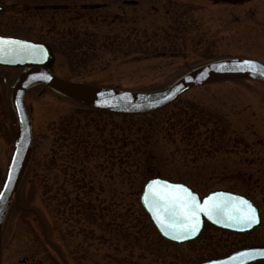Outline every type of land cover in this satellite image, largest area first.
<instances>
[{"label": "rangeland", "instance_id": "374dc122", "mask_svg": "<svg viewBox=\"0 0 264 264\" xmlns=\"http://www.w3.org/2000/svg\"><path fill=\"white\" fill-rule=\"evenodd\" d=\"M0 5L8 9L0 14V35L52 44L54 74L73 82L159 94L223 59L264 64V0ZM26 107L34 133L32 171L5 215L2 264L26 258V264H200L245 245L264 246V83L199 87L162 110L132 118L88 112L45 86L28 92ZM65 129L92 133L75 156L76 139ZM126 134L141 148L130 180L120 161ZM9 138L0 135V190L13 151ZM154 177L187 183L202 195L217 189L247 195L260 208L262 226L249 235L250 243L243 240L249 236L219 241L215 230L183 245L163 241L150 219L145 226L140 220L139 193Z\"/></svg>", "mask_w": 264, "mask_h": 264}, {"label": "water", "instance_id": "95a60500", "mask_svg": "<svg viewBox=\"0 0 264 264\" xmlns=\"http://www.w3.org/2000/svg\"><path fill=\"white\" fill-rule=\"evenodd\" d=\"M91 8L95 9L98 8V6H92ZM2 11H4V8L0 6V12ZM0 37L5 40H16L3 36ZM24 42L43 46V48L46 49V54L41 57L39 55H14L6 52L5 55L0 58L1 66L21 68L24 70L15 87L13 100L18 124L16 141L7 169L5 182L0 190V195L3 196V200H0V264H2V230L5 215L17 193V190L19 189L33 152V125L25 102L26 94L30 89L43 85L67 99L91 108L114 112L117 114L138 116L148 115L162 110L173 104L188 91L199 87L239 80L260 81L264 83V75L259 74V69L264 67V64L250 59L233 58L220 60L194 69L182 76L167 90L159 94L108 89L80 82L67 81L55 76L53 74L55 55L52 52L51 47L42 43H35L31 41ZM245 61H254L255 65H246L244 63ZM45 77L49 78L45 79ZM154 180L167 181L170 184H182L194 192L201 203L216 193L231 194L234 197H245L226 190L211 191L208 195L202 197L194 189L184 183L174 182L161 177L149 179L146 182L141 195V204L157 232L162 236V238L169 242L182 245L197 240L201 236L206 222L221 229L237 233L251 232L261 226L260 211L253 205L257 209L260 222L252 227H229L223 223L218 224L215 220L209 219L206 215H202L201 227L199 233L195 237L188 238L183 241L174 240L164 234L160 224L157 222L152 211H150L148 204L145 202L144 197L147 193V186ZM245 252L249 253V255L246 258H243V264H254L264 261V256L260 255L261 252H264V247H252L236 252L228 257L201 264H217V262H220V264H241L242 258L238 254ZM233 257H236L235 261L232 260Z\"/></svg>", "mask_w": 264, "mask_h": 264}, {"label": "snow or ice", "instance_id": "6c2138e0", "mask_svg": "<svg viewBox=\"0 0 264 264\" xmlns=\"http://www.w3.org/2000/svg\"><path fill=\"white\" fill-rule=\"evenodd\" d=\"M23 54L43 57L46 49L41 45H34L24 41L5 40L0 37V58L5 53ZM246 65H255L254 61H245ZM264 75V67L259 69ZM49 77H45L48 79ZM150 211L166 236L174 240L183 241L195 237L201 227V216L206 215L218 224L229 227L249 228L260 222L257 209L243 197L226 193H216L208 197L203 203L197 195L182 184H170L167 181L154 180L147 186L144 197ZM0 200L3 196L0 195ZM241 264L249 253H239ZM264 256V252L260 253ZM233 261L236 257L232 258ZM220 264V262H217Z\"/></svg>", "mask_w": 264, "mask_h": 264}, {"label": "flooded vegetation", "instance_id": "af4514ba", "mask_svg": "<svg viewBox=\"0 0 264 264\" xmlns=\"http://www.w3.org/2000/svg\"><path fill=\"white\" fill-rule=\"evenodd\" d=\"M1 6L4 7V11L0 12V14L2 15V14H5L8 9H7V7H5L3 5H1ZM84 8H85V6H84ZM100 8H102L101 5H99L98 8H95V9H100ZM61 9L67 11L68 8L67 7H62V8H59V9L55 8L54 10H61ZM90 9H91V7H90ZM95 9H92V10H95ZM36 10L39 11V9H37V8H36ZM16 72H19V74L16 75ZM23 72H24L23 69L7 67V66H1L0 65V135L3 136V139H7L10 136L12 137L11 139L10 138L8 139V143L7 144H10V142L13 141V149H14L16 135H17V133L15 135V129L17 127V117H16V112H15L13 100H14V93H15L16 84H17V82H18V80H19V78H20V76L22 75ZM25 100H26V97H25ZM12 153H13V151H12ZM185 184H187V183H185ZM187 185L190 186L191 188L195 189L191 185H189V184H187ZM195 191L198 192L196 189H195ZM226 191H230V192H233V193H236V194L244 196L254 206H256L259 209V211H260V208L256 205V203L253 201V199H251L247 195H244V194H241V193H237V192H234V191H231V190H226ZM209 192H211V191H209ZM209 192H207L205 195H202L200 192H198V193L201 196H206V195H208ZM260 215H261V226H262L263 219H262L261 211H260ZM259 228H257V229H259ZM257 229H255V230H253L251 232L237 233V232H232V231H229V230L221 229L219 227H216V226L206 222L205 223V228H204V230H203V232H202L200 237H202L203 234H205V232H208L210 230H215V231H218V233H220L219 234L220 237L218 238V240L219 241H223L227 235H231L234 239H236L239 236H249L252 233H254ZM243 240H244V243L253 242L252 241V236H249L248 238H244ZM233 244L234 245H238L239 244L238 240H237V242L234 241ZM245 246H247V247H243V248L238 249V250H236L234 252H231V253H229L227 255H224V256L216 258V259H211V260H208V261L221 259V258L229 256V255H231V254H233L235 252H238V251H241V250H244V249H247V248H251V247L262 246V245H245ZM33 257H35V255ZM22 261H23V264H26L27 261H28V258H26V259H24ZM205 262H207V261H205ZM255 264H257V263H255Z\"/></svg>", "mask_w": 264, "mask_h": 264}, {"label": "trees", "instance_id": "16d2710c", "mask_svg": "<svg viewBox=\"0 0 264 264\" xmlns=\"http://www.w3.org/2000/svg\"><path fill=\"white\" fill-rule=\"evenodd\" d=\"M20 1H22V0H20ZM49 46H51L52 48H53V50H54V52H55V54H57V50L54 48V46L52 45V44H50V43H47ZM78 104V103H77ZM78 105H81L82 107H84L85 109H87L88 110V112L90 111V112H98V113H104V114H112V115H114L115 113L114 112H108V111H103V110H98V109H95V108H91V107H88V106H85V105H82V104H78ZM116 115V114H115ZM127 116H129V115H127ZM126 116V117H127ZM130 118H132V117H137V116H129ZM65 133H68L69 134V136L73 139V140H75L74 141V144L76 145V147H75V149L73 150L74 151V153H73V156H75L76 154H77V151L78 150H80V147H84V145L85 146H87L89 143H90V141H89V139L92 137V133L91 132H85L84 134H82V135H80V134H78L79 132H78V130L77 131H73L72 129H70V130H66L65 129ZM88 133V137H86L87 138V141H84L83 139H84V137L86 136V134ZM89 133L91 134V136L89 135ZM79 137V138H78ZM132 136L131 135H129V134H126V136L125 137H123V139L121 140V146L123 147V149H125V156H122L121 157V159H120V161H122L123 162V165L125 164L126 166H125V170H124V173L126 174V176L128 175V177H129V180H130V178H131V176H132V174H133V169L135 168V169H137L138 167H137V160H138V156H139V153H141L140 151H141V148H139V147H137L138 145H136V141H135V139H133V138H131ZM111 143L112 144H114L115 142L116 143H118V140L116 139V138H112L111 140ZM73 143V142H72ZM132 145L134 146V150H135V152L136 153H133V151H132ZM87 149V148H86ZM112 157V156H111ZM113 158V167L115 166V163H114V161H115V158L114 157H112ZM51 162H53L54 163V161H51ZM30 171H32V163H29V166H28V168H27V171H26V173L27 174H29V173H31ZM135 171H137V170H135ZM26 181V180H25ZM142 191V190H141ZM141 191H140V193H139V195H140V197H141ZM130 216V215H129ZM140 218H142V219H140L142 222V225L143 226H145L146 225V223H147V220L146 219H148L149 220V217H148V215L145 213V211L143 210L142 211V213H140ZM143 220H144V222H143ZM151 222V221H150ZM159 236V235H158ZM159 238L160 239H162L163 240V238L161 237V236H159ZM164 241V240H163Z\"/></svg>", "mask_w": 264, "mask_h": 264}]
</instances>
